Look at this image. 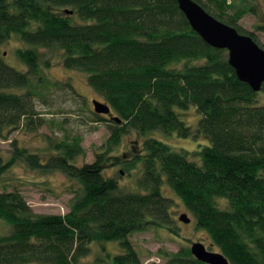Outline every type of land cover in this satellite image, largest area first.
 I'll use <instances>...</instances> for the list:
<instances>
[{
  "label": "trees",
  "instance_id": "obj_1",
  "mask_svg": "<svg viewBox=\"0 0 264 264\" xmlns=\"http://www.w3.org/2000/svg\"><path fill=\"white\" fill-rule=\"evenodd\" d=\"M195 1L260 44L239 24L258 0ZM13 39L24 45L15 50L24 69L1 53ZM43 48L61 50L63 65L84 72L104 97L112 115L98 113L97 120H106L111 135L105 150L83 164L77 162L85 154L80 135H66L52 155L13 141L11 158L0 159V176L24 161L44 172L59 170L79 186L65 214L37 213L20 190L0 189V219L11 228L9 234L0 229V264H144L130 235L150 222L171 227L165 184L231 264H264V105L238 78L227 49L207 44L176 0H0L2 138L44 120L36 118V99L44 97L42 67L52 61ZM191 105L201 115L195 128L180 117L187 112L175 109ZM130 128L144 136L137 159L145 192H122L119 180L105 173L122 162L112 152ZM151 131L184 138L201 133L209 143L193 153L178 151ZM108 241L119 242L123 252L111 254ZM95 242L106 254L84 261ZM157 254L163 264H207L190 245Z\"/></svg>",
  "mask_w": 264,
  "mask_h": 264
},
{
  "label": "rangeland",
  "instance_id": "obj_2",
  "mask_svg": "<svg viewBox=\"0 0 264 264\" xmlns=\"http://www.w3.org/2000/svg\"><path fill=\"white\" fill-rule=\"evenodd\" d=\"M228 3L231 4V0H228ZM232 11L230 10V12ZM239 24L244 31L253 32L260 44L264 45V1H256L255 11L247 10L239 19ZM21 45L23 44L13 39L3 44L1 48V53L7 62L18 69L25 68L15 53L16 47ZM41 51L45 53V59L52 61L49 67H42L45 83L40 94L44 97L36 99L37 110L41 113V115L37 114L36 118L39 120L43 117L44 120L34 130L21 127L12 131L8 138L0 137V159L7 161L11 158L12 143L15 139L18 144L32 152L52 155L59 151L56 147L57 142L67 136L80 135L83 139L82 146L85 154L79 156L77 162L79 164L93 162L96 154L105 150L102 145L111 135L106 120H97L98 113L93 103L95 99L104 101V97L89 85L84 72L63 65L61 50L50 52L43 48ZM258 99L259 103L264 105V90L259 91ZM175 109L179 114H181L180 110L187 112L181 114L180 117L192 128L197 126L195 124H198L201 115L194 105L188 109L176 106ZM104 117L108 118L109 115L105 114ZM38 120L36 121L39 122ZM149 136H155L168 143L174 150L181 151L183 149L192 153L209 143L201 133L197 136L192 135L184 138L177 134L167 135L161 131H151ZM143 139V135L130 128L113 149L112 155L119 156V160L122 162L116 165H113L112 162L106 168L105 173L107 176H114L119 180L122 192H145L139 184L144 167L141 160L137 159L143 152ZM198 158L201 159L200 156ZM78 186L76 180L68 178L59 170L44 172L29 167L24 161H17L0 176V189L5 187L9 191L15 188L20 190L33 210L43 214L68 213L75 196L74 190L78 189ZM164 188L167 195L172 198L170 209L173 224L171 227L150 222L145 226V229L135 231L130 235V240L144 264L153 261L163 264L165 259L157 254L160 249L170 252L177 251L183 245L191 246L194 241H201L209 249L219 251L218 247L211 246V238L207 232L197 227L194 217L191 216L181 199L167 184ZM182 213H187L189 217H192L191 221L188 223L182 221L180 219ZM0 229L4 234H9L11 231L10 226L1 219ZM103 246L101 243H93L90 253L84 256L83 260L90 262L99 256H104L106 251ZM105 247L111 254L123 252V248L117 241H108L105 243Z\"/></svg>",
  "mask_w": 264,
  "mask_h": 264
},
{
  "label": "water",
  "instance_id": "obj_3",
  "mask_svg": "<svg viewBox=\"0 0 264 264\" xmlns=\"http://www.w3.org/2000/svg\"><path fill=\"white\" fill-rule=\"evenodd\" d=\"M176 1L191 27L207 44L227 49L229 63L238 78L259 92L264 85V48L250 34L241 33L236 27L219 20L197 1ZM93 103L97 113L112 115L108 103L97 99ZM113 118L121 121L119 117ZM180 219L187 223L191 221L187 213H182ZM191 252L199 261L207 264H231L223 252L213 251L201 241L192 242Z\"/></svg>",
  "mask_w": 264,
  "mask_h": 264
}]
</instances>
